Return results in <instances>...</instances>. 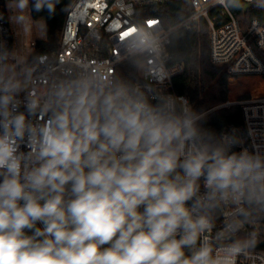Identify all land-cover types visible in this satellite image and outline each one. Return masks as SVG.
I'll use <instances>...</instances> for the list:
<instances>
[{
    "label": "clouds",
    "instance_id": "9594fccd",
    "mask_svg": "<svg viewBox=\"0 0 264 264\" xmlns=\"http://www.w3.org/2000/svg\"><path fill=\"white\" fill-rule=\"evenodd\" d=\"M60 3L6 7L22 25ZM189 24L118 30L130 75L80 58L54 65L0 40V264H238L257 252L264 150L204 127L206 112L163 87Z\"/></svg>",
    "mask_w": 264,
    "mask_h": 264
},
{
    "label": "built area",
    "instance_id": "2783aa9c",
    "mask_svg": "<svg viewBox=\"0 0 264 264\" xmlns=\"http://www.w3.org/2000/svg\"><path fill=\"white\" fill-rule=\"evenodd\" d=\"M168 1L170 0H71L64 16L57 49L39 54L54 65H63L80 58L91 64L109 65L117 73H121L119 67L124 63L120 62L118 56L115 33L126 30L130 23L147 18L158 19L165 25L161 16L144 15V11ZM244 2L247 3V0ZM6 4L7 0H0V16L3 17L0 19V40L5 41L9 48L19 49V35L22 32L10 20L12 13ZM128 5H132V8H128ZM191 5L193 12L184 17L190 21L189 27L180 29L191 31L195 22L205 19L209 25L212 63L227 68V80L230 82L246 79V85H249L242 96H229L209 105L204 112L208 114L219 108L241 106L242 121L226 124L221 131L235 129L243 138L244 147L254 150L253 146H257L264 150V87L260 93L254 91L260 83L264 85V57L257 50L264 51V19L253 18L244 29L236 13L221 7L217 0H191ZM251 7L249 5L246 12ZM133 9L137 15L130 16L128 13ZM176 23L170 27L176 26ZM42 41H48V36L31 41V53H36ZM173 59L172 54L170 66L178 72L163 87L169 93L186 97L191 103L187 95L175 89L174 78L183 72L184 64ZM256 251L250 259L239 258L238 264H264V248L257 247Z\"/></svg>",
    "mask_w": 264,
    "mask_h": 264
},
{
    "label": "trees",
    "instance_id": "16d2710c",
    "mask_svg": "<svg viewBox=\"0 0 264 264\" xmlns=\"http://www.w3.org/2000/svg\"><path fill=\"white\" fill-rule=\"evenodd\" d=\"M70 2L71 0H61V3L57 5L55 16L51 18L46 11L39 13L31 11L35 18L43 16L46 19L48 41L39 43L36 50L37 54L57 49L64 16ZM63 8L65 11L61 10ZM144 12V15L161 16L165 25L170 26L176 23L178 18H184L193 12V7L191 0H170ZM234 12L239 17L244 29L251 19H264V10L254 6L249 8L247 12L246 9ZM179 32L182 39L172 54L174 56L173 61L184 64V70L174 78L175 89L190 98L194 109L205 111L209 105L227 98L222 99L220 89L228 85V71L226 67H219L211 61L209 25L205 19L195 22L191 31L180 29ZM257 50L264 57V51ZM119 70L124 75L134 74V70L126 62L119 67ZM263 87V83H260L254 91L260 93ZM241 121V106L235 105L208 113L204 127L221 132L226 124L240 123Z\"/></svg>",
    "mask_w": 264,
    "mask_h": 264
},
{
    "label": "rangeland",
    "instance_id": "374dc122",
    "mask_svg": "<svg viewBox=\"0 0 264 264\" xmlns=\"http://www.w3.org/2000/svg\"><path fill=\"white\" fill-rule=\"evenodd\" d=\"M29 8L31 9L30 5ZM17 29L19 32H22V34L19 35V50L26 53H31L32 40H35L37 38H44L45 36H47L45 17L39 16L35 18L31 14V11L30 16L26 14L24 23L22 25H17ZM228 82L230 81L228 80ZM236 82L237 81H233V83H229L228 85L220 89V96L222 97V99L228 96L232 97L234 95L242 96L243 93H246L243 92L246 91V88L248 87V85H246V79L243 80V83H245L244 85L242 82Z\"/></svg>",
    "mask_w": 264,
    "mask_h": 264
},
{
    "label": "crops",
    "instance_id": "0c3cea01",
    "mask_svg": "<svg viewBox=\"0 0 264 264\" xmlns=\"http://www.w3.org/2000/svg\"><path fill=\"white\" fill-rule=\"evenodd\" d=\"M242 83H243V80L241 81ZM230 83H232V82H230ZM228 84H229V82H228ZM245 83H243V85H244ZM249 89V85H248V87L246 88V91ZM246 91H243V92H246ZM236 96H239V95H236ZM235 95L234 96H232V97H236ZM229 97V96H228Z\"/></svg>",
    "mask_w": 264,
    "mask_h": 264
},
{
    "label": "water",
    "instance_id": "95a60500",
    "mask_svg": "<svg viewBox=\"0 0 264 264\" xmlns=\"http://www.w3.org/2000/svg\"><path fill=\"white\" fill-rule=\"evenodd\" d=\"M249 6V5H248ZM257 247L264 248V242L260 243Z\"/></svg>",
    "mask_w": 264,
    "mask_h": 264
}]
</instances>
